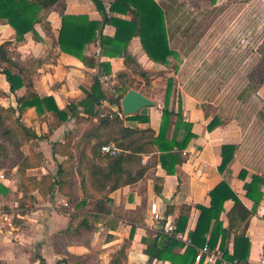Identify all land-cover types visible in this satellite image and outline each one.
<instances>
[{"label": "trees", "instance_id": "1", "mask_svg": "<svg viewBox=\"0 0 264 264\" xmlns=\"http://www.w3.org/2000/svg\"><path fill=\"white\" fill-rule=\"evenodd\" d=\"M57 1L0 0V20L11 26L15 32L13 41L0 43V73L8 82L9 91L14 94L16 103L15 107L0 105V154L14 149L17 169L23 177L27 169L40 166L44 157L42 152L31 155L24 154L21 150L25 143L45 137L21 122L20 117L26 108L33 107L41 122H47L52 117L54 123L49 126L50 129L58 127L71 117H74L75 124H83L80 131L70 129L65 132L61 141L51 142L53 156H61L55 173L47 172L39 178L27 176L29 190L24 184H20V191L24 193L36 190L43 198L55 192L64 196L67 204L65 212L69 215L66 232L78 233L80 229H88V219L92 222L98 221L103 215L111 213L129 217V212L111 210L112 200L109 194L123 186L135 184L144 177L147 166L141 165L143 155L158 153L161 168L166 174H174L176 165L185 160L184 149L195 137V133L192 132V123L184 120L179 92L175 95L177 107L169 106L174 89L171 76L167 77L157 130L150 126L140 128L126 124L149 123L147 107L132 115H125L121 111L120 99L127 90L133 88L129 77L136 74L146 81L149 78L148 73L128 51L132 38L138 37L141 48L154 63L168 65L171 59L181 58L178 51L169 45L165 13L156 0H90L99 14L98 19H90L86 14L64 13L62 6L61 24L56 40L59 49L78 58L85 67L97 68V72L92 75L90 86L83 89V97L70 101L64 108L58 107L53 96L38 95L31 81V70L17 60L20 54L15 48L24 40L26 33H35L34 25L44 18V10ZM105 25L114 27L112 36L103 34ZM94 42L99 45L100 56L123 59L124 69L115 75L118 83L114 86L115 94L111 96H107L101 81L103 75L111 73L110 63L85 53L86 45ZM159 73L163 74L161 71ZM22 88L24 92L17 94L16 91ZM251 97L263 101L257 94ZM101 108H106V112H101ZM220 118L219 115L214 116L206 125L207 131L217 127L221 123ZM236 118L241 121L239 117ZM108 143H114L120 148V152L115 156L102 154L100 147ZM235 149L234 143L221 145V161L217 167L220 173L227 169ZM245 175L246 171L241 169L239 178L243 180ZM77 179V186L83 192L76 189ZM162 181L161 177L156 178L154 191L157 194L162 191ZM260 181L259 176L252 175L250 181L243 184L245 196L254 202V206L261 196L258 191ZM6 191L7 188L0 184V192ZM87 192L89 195H86ZM209 196V206L181 205L178 218L170 231L164 230L162 224L161 228H155L154 233L150 232V238H142L146 244L144 253L148 256V263L156 259L167 260L172 264H193L197 248L207 246L210 250L216 247L221 249L222 260L215 263L221 264L228 258L227 244L232 234L230 260L236 264H249L250 240L246 232L254 208H246L225 179L209 191ZM227 199H231L233 205L226 213L227 225L223 226L220 215ZM20 206L24 204L21 203ZM192 207L198 209L199 215L194 229L188 233L186 243L177 234L185 230ZM138 210L131 213L136 214ZM81 215L83 218H79ZM131 218L129 220L133 221L134 217ZM133 229L132 224L129 239L132 238ZM218 241L219 245L216 246ZM124 247L125 244H122L111 258L110 264H123L126 259ZM86 260L83 255H69L59 258L55 264H86ZM40 262L44 263V260L40 258Z\"/></svg>", "mask_w": 264, "mask_h": 264}, {"label": "crops", "instance_id": "2", "mask_svg": "<svg viewBox=\"0 0 264 264\" xmlns=\"http://www.w3.org/2000/svg\"><path fill=\"white\" fill-rule=\"evenodd\" d=\"M256 1L264 6V0ZM252 2L254 0H216L211 3V7L222 11L221 14L223 15L224 12L230 11L232 6L237 4L239 8L230 19L226 32L233 31L235 33L245 30L249 34L252 33L250 37L234 40L239 45H252L257 54V60L246 74L247 81L239 95L248 92L247 98L257 94L263 100L260 101L259 108L253 114V120L264 125V37L258 40L256 44L253 43L254 38H252L254 31L259 28L262 8L257 6L255 10L248 11V5ZM62 6H64V13L86 14L90 19L99 18V14L90 0H58L50 8L44 10V18L34 25L35 33H26L24 40L19 42L15 48L20 54V58L17 60L31 70V81L38 95L53 96L60 108H64L70 101L83 97V89L90 86L91 77L97 72V68L85 67L78 58L59 49L56 40L61 24ZM103 34L112 36L114 27L105 25ZM14 39L13 28L0 20V43ZM234 41L229 38H222L220 45L228 46ZM169 45L171 47L170 41ZM175 50L178 51V49ZM128 51L144 71L147 72V69L156 71L164 69V65L154 63L147 57L141 48L138 37L131 39ZM99 52L97 42L90 43L85 47L86 54L95 55L96 59L107 61L111 65V73L101 77L103 87V77L114 75V73L116 75L118 71L124 69V64L121 57L100 56ZM227 60H229L227 57L223 58L222 56L220 58V61L230 63ZM235 61L239 62V58L237 57ZM240 61L243 63L245 59L242 57ZM132 76L136 75L132 74ZM136 90L144 94L139 89ZM23 92V88L16 91L17 94ZM178 92L181 96L184 120L192 123V132L195 133V137L189 141L184 149L186 152L185 160L176 165L174 174L169 175L161 168L158 153L143 155L142 162L152 159L151 165H147L144 177L135 184L123 186L109 194L112 200L111 210L121 213L129 212L131 217H134L133 221L129 220L132 219L130 214L127 217L111 213L110 215H103L98 221L92 222L88 219L87 230L80 229L78 233L66 232L69 226V215L65 212L67 205H64L66 198L57 192L43 198L36 190H32L35 205L30 211L22 215L19 213L23 219L22 225L18 226L13 222L12 226H0V264H55L59 258L69 255L86 256V264H110L111 258L121 248L122 244H125L124 252L126 255L123 264H172L167 260L156 259L148 263V256L144 253L146 244L142 238H150L152 236L150 232L154 233L155 228H161L162 224L166 231H169L166 229L167 225H171L173 228L180 213L181 205L194 206L200 204L209 206V191L222 179L228 182L230 188L246 208L249 210L254 208L246 232L250 240L248 263L264 264V135L262 138L256 137L255 131L253 130L251 133L248 126L236 117L227 119L221 117V123L212 131H207L206 125L217 114L207 113V107H201L192 95L175 87L169 100L170 107H177L175 95ZM152 100L155 104L147 107L150 117L149 123L126 122V124L140 128L150 126L157 130L164 100L162 105L156 100ZM0 105L4 107H15L16 105L14 94L9 91L8 82L1 73ZM20 120L24 126L34 129L38 135L43 134L45 136L42 139L31 140L24 145L33 143L32 147L42 152L45 158H61L59 155L53 156L49 142L61 141L65 132L75 125L74 117L69 118L58 127L50 129L49 126L54 123L52 117L47 122H41L35 109L29 107L23 111ZM44 126H46V130ZM46 131L49 133L45 134ZM224 143H234L236 149L227 169L220 173L217 167L221 161V145ZM44 144L49 145V148L45 150ZM24 154H28V152H24ZM16 166L18 167L17 164ZM40 168L39 166L26 171ZM241 169L246 171L243 180L238 176ZM17 172L19 173L18 169ZM34 175L36 176V174ZM252 175H257L261 179L258 184V191L261 196L255 206L254 202L245 196V189L243 188L244 182H249ZM157 177L163 179L160 194L154 191ZM22 193L18 194L21 195ZM13 202L12 205H17V201L14 200ZM152 203L156 204L162 220L153 221L150 219V205ZM232 205L231 199H227L223 204L224 210L220 215L223 226L227 225L226 213ZM136 209L139 210L136 214H132L131 211L134 212ZM198 215V209L192 207L188 214L185 230L177 234L186 243L188 242V233L194 229ZM79 218H83V215ZM163 220L164 222H162ZM132 224L134 229L132 238L129 239ZM232 236L231 234L227 244L228 258L221 264H236L235 261L230 260L233 248ZM218 245L219 241L216 246ZM216 250H219L221 255L209 259V254ZM40 258L44 260V263L40 262ZM218 260H222V251L216 247L212 250L209 249V253L203 254L198 261L194 260L193 264H215Z\"/></svg>", "mask_w": 264, "mask_h": 264}, {"label": "rangeland", "instance_id": "3", "mask_svg": "<svg viewBox=\"0 0 264 264\" xmlns=\"http://www.w3.org/2000/svg\"><path fill=\"white\" fill-rule=\"evenodd\" d=\"M156 1L165 13L167 34L171 47L178 49L181 60L178 58L171 59L168 65H164L162 70L147 69L149 77L147 81L136 74V76L129 77L133 88L139 89L147 97L162 105L169 74L173 79V87L182 89L185 93L192 95L201 107H207V113L217 114L224 119L239 117L242 123L248 126L251 133L254 130V135L262 138L264 125L253 120V114L259 108L260 101L256 97L247 98L248 92L239 95L240 90L247 81L246 74L257 60V54L254 52L255 47L252 45H239L234 40L250 37L252 33L249 34L245 30L235 33L233 31L226 32L230 19L239 8L238 5L235 4L230 11L224 12L222 15V11L220 12V10L211 7V0ZM257 6L262 8V17H260L259 28L254 31L252 37L255 44L264 37V6L256 0L248 5V11L255 10ZM222 38H229L234 42L228 46H221ZM222 56L223 58L227 57L229 59L227 61H230V63L220 61ZM237 57L239 62L235 61ZM242 57L245 59L243 63L240 61ZM160 71L163 74L159 73ZM102 80L103 89L107 96L115 94L114 86L118 83L115 73L103 77ZM101 112H106V108H101ZM82 127L83 124L78 123L72 129L80 131ZM44 128L46 130V126ZM44 133L48 134L49 132ZM49 145L51 147V142H49ZM49 145L44 144L43 148L46 150ZM32 146L33 143L24 145L22 147L23 152H28L31 155L39 152ZM60 159L59 157L52 159L44 157L40 169L26 171L25 174L27 175L23 177L16 169V151L11 148L8 152L0 154V184L7 188L5 193H0L5 204L11 206L14 200L17 201V205L14 206H17L16 209L21 215L34 208L35 204L32 199L34 195L31 191L23 192L21 195L18 194L22 192L20 191V184H24L29 190L30 184H28L27 176H33L34 174L41 176L43 172L55 173L57 162ZM151 163L152 159H147L146 162L141 161L143 166H150ZM77 184H79V179H77L76 189L78 192H83V189L80 188L79 190ZM86 195H89V193L87 192ZM21 203L24 206H20ZM25 209L27 210L24 211ZM22 221L21 217H15L13 220L18 226L22 225Z\"/></svg>", "mask_w": 264, "mask_h": 264}, {"label": "built area", "instance_id": "4", "mask_svg": "<svg viewBox=\"0 0 264 264\" xmlns=\"http://www.w3.org/2000/svg\"><path fill=\"white\" fill-rule=\"evenodd\" d=\"M119 115L121 114L119 113ZM100 149H101V153L104 155L106 154V155L115 156L120 152V148H118L114 143L104 144L100 147ZM64 205L66 206L67 204L65 203ZM16 208L17 206L14 205L11 206L6 205L3 200L2 194L0 193V226H5V225L12 226L15 217L17 218L20 217L19 212L17 211ZM150 219H152L153 221L162 220L161 213L157 210L155 203H152L150 205ZM166 229L170 231L172 229V226L167 225ZM208 253H209V248L207 246H203L199 248L195 256V260L198 261L203 254H208ZM219 255H221L219 250H216L215 252H211L209 254V259H214Z\"/></svg>", "mask_w": 264, "mask_h": 264}, {"label": "water", "instance_id": "5", "mask_svg": "<svg viewBox=\"0 0 264 264\" xmlns=\"http://www.w3.org/2000/svg\"><path fill=\"white\" fill-rule=\"evenodd\" d=\"M155 102L140 93L134 88H130L120 99L121 111L125 115H132L137 113L143 108L153 106Z\"/></svg>", "mask_w": 264, "mask_h": 264}]
</instances>
